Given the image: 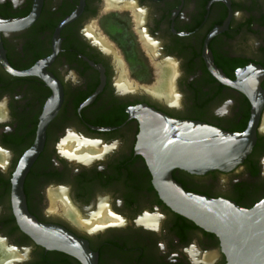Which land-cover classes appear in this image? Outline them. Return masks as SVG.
<instances>
[{
    "label": "flooded vegetation",
    "instance_id": "flooded-vegetation-1",
    "mask_svg": "<svg viewBox=\"0 0 264 264\" xmlns=\"http://www.w3.org/2000/svg\"><path fill=\"white\" fill-rule=\"evenodd\" d=\"M162 66L175 67V101L144 87ZM141 104L239 132L259 110L237 168L174 177L244 207L264 199V0H0V264H82L37 243L15 212L16 174L43 126L23 180L40 222L86 240L98 264L226 263L219 237L155 188L137 151ZM53 191L79 222L51 206Z\"/></svg>",
    "mask_w": 264,
    "mask_h": 264
},
{
    "label": "water",
    "instance_id": "water-1",
    "mask_svg": "<svg viewBox=\"0 0 264 264\" xmlns=\"http://www.w3.org/2000/svg\"><path fill=\"white\" fill-rule=\"evenodd\" d=\"M131 113L140 120L137 151L145 157L162 200L219 237L225 264H264V199L253 207H244L230 199L189 191L174 177L175 170L205 174L237 168L256 143L259 110L242 132L205 121L174 118L147 104L132 108ZM43 139L44 126L16 174L13 199L19 223L37 243L68 252L82 264H98V253L86 240L58 225L40 222L28 211L23 180Z\"/></svg>",
    "mask_w": 264,
    "mask_h": 264
},
{
    "label": "bare ground",
    "instance_id": "bare-ground-1",
    "mask_svg": "<svg viewBox=\"0 0 264 264\" xmlns=\"http://www.w3.org/2000/svg\"><path fill=\"white\" fill-rule=\"evenodd\" d=\"M104 46H106V45L104 44ZM160 68L158 67V73H159L158 81L155 84H153V85H149V86L145 85L144 87H146L148 90L151 91V93H153V94H155L157 96H164L167 100L175 101L176 100V96H175L176 92L174 93L175 81H174V77H173L174 76L175 67L174 66H162ZM122 78H124L123 75H122ZM127 87H128V84H127ZM56 192L57 191H55V192L53 191L52 193H50V199H51V202H52V206L53 207L58 206V201L61 200L62 201V206L64 208L65 213H67V215H69L71 218H74L75 220L74 219L73 220L75 222L76 221L79 222L76 219V217H75L74 210L71 209L70 206H69L70 204H68V202H66L65 196L64 195L60 196V195H58L59 193L56 194ZM104 209L101 210V213L103 215L105 213ZM99 215H101V214H99Z\"/></svg>",
    "mask_w": 264,
    "mask_h": 264
},
{
    "label": "rangeland",
    "instance_id": "rangeland-1",
    "mask_svg": "<svg viewBox=\"0 0 264 264\" xmlns=\"http://www.w3.org/2000/svg\"><path fill=\"white\" fill-rule=\"evenodd\" d=\"M144 83H148V81L145 79L144 81H143ZM51 206H52V203H51Z\"/></svg>",
    "mask_w": 264,
    "mask_h": 264
}]
</instances>
